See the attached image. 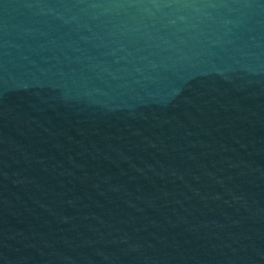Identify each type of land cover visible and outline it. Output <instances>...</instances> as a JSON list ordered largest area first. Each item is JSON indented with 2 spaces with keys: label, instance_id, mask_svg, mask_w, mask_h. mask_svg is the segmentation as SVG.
I'll use <instances>...</instances> for the list:
<instances>
[{
  "label": "water",
  "instance_id": "water-1",
  "mask_svg": "<svg viewBox=\"0 0 264 264\" xmlns=\"http://www.w3.org/2000/svg\"><path fill=\"white\" fill-rule=\"evenodd\" d=\"M0 264H264V0H0Z\"/></svg>",
  "mask_w": 264,
  "mask_h": 264
}]
</instances>
